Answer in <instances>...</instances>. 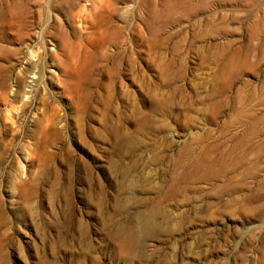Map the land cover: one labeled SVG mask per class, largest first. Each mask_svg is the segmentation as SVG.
Instances as JSON below:
<instances>
[{"label":"rangeland","instance_id":"374dc122","mask_svg":"<svg viewBox=\"0 0 264 264\" xmlns=\"http://www.w3.org/2000/svg\"><path fill=\"white\" fill-rule=\"evenodd\" d=\"M0 264H264V0H0Z\"/></svg>","mask_w":264,"mask_h":264}]
</instances>
